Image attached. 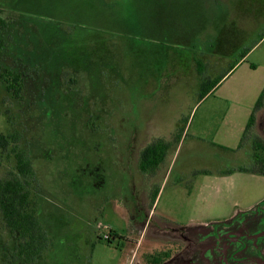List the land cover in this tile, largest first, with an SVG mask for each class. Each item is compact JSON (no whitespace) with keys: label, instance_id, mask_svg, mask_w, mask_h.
<instances>
[{"label":"rangeland","instance_id":"obj_1","mask_svg":"<svg viewBox=\"0 0 264 264\" xmlns=\"http://www.w3.org/2000/svg\"><path fill=\"white\" fill-rule=\"evenodd\" d=\"M0 6L9 18L0 73L18 66L27 82L19 102L0 82V133L19 134L33 169L32 207L45 237L32 264H146L174 232H209L226 215L257 208L264 177L213 174L225 157L215 144L238 148L264 93V0ZM204 82L211 92L201 100ZM258 115L255 132L264 138ZM182 127L185 139L159 170H139L141 150L173 141ZM250 149L238 161L228 157L227 169L248 166ZM14 167L13 154L0 157V180ZM9 241L0 215V264H11Z\"/></svg>","mask_w":264,"mask_h":264},{"label":"trees","instance_id":"obj_2","mask_svg":"<svg viewBox=\"0 0 264 264\" xmlns=\"http://www.w3.org/2000/svg\"><path fill=\"white\" fill-rule=\"evenodd\" d=\"M4 12L0 6V34L6 29V23L9 21V18L7 20L3 19ZM246 55L247 53L244 57ZM24 76L18 66L10 67L6 65L0 73L2 87L10 97L18 102L23 97L22 95L25 94V88L27 87ZM221 81H218L212 88H215ZM209 85L205 82L201 85V100L211 92ZM263 108L264 93L259 97L255 105L239 146V150H245L247 146L251 147L250 163L248 166H240L233 170L219 172L221 175L239 172L264 176V138L258 136L255 132L257 129V117ZM11 129L7 134L0 133V157L5 156V153L13 154L15 161V171L10 178L3 181L0 180V215L10 235L9 246L4 247L7 250L4 258L11 264L14 262L32 264L44 249L45 233L37 217H35V210L32 207L35 203L31 198L29 180H32L33 169L26 156V151H21L17 148L19 134L12 132ZM185 130V127L180 128L173 137V141L157 139L145 147L140 154V170L145 174H155L163 163L167 150L172 144H180ZM218 147L226 152L225 148ZM196 174L208 175L210 173L206 170H201L197 171ZM260 206H257V208ZM163 254L162 252L153 255L149 264H161L172 256V253Z\"/></svg>","mask_w":264,"mask_h":264},{"label":"flooded vegetation","instance_id":"obj_3","mask_svg":"<svg viewBox=\"0 0 264 264\" xmlns=\"http://www.w3.org/2000/svg\"><path fill=\"white\" fill-rule=\"evenodd\" d=\"M261 239L264 240V204L247 216L217 224L209 232L192 235L174 232L167 238L168 249L156 254L172 253L161 264H264Z\"/></svg>","mask_w":264,"mask_h":264},{"label":"crops","instance_id":"obj_4","mask_svg":"<svg viewBox=\"0 0 264 264\" xmlns=\"http://www.w3.org/2000/svg\"><path fill=\"white\" fill-rule=\"evenodd\" d=\"M261 114H264V108H263V110L260 112V115ZM259 116V115H258ZM258 120H257V127H258V123H259V118H257ZM246 129V128H245ZM245 131V130H244ZM135 133V132H134ZM134 135V134H133ZM133 135H132V137H133ZM185 139V134H184V136L182 137V139H181V142H180V144H179V147H180V145L182 144V142H183V140ZM241 142V141H240ZM215 145H217V144H215ZM217 146H220V147H223V148H225V150H226V152H225V157H224V160L223 161H219L220 162V166H221V168H220V170L221 171H219V172H223V171H226V170H228L227 169V167H226V165L225 164H227V162H228V157L230 158V160H232V159H234V160H236V161H238V160H240V159H242V153L244 152H247V150L245 151V150H239V146H240V144H239V146H238V148L236 149V150H234V149H229L228 147H226V146H223V145H217ZM178 147V148H179ZM134 148H136L137 149V147H134ZM144 149V148H143ZM246 157H248V156H246ZM246 157H244V158H246ZM139 170H140V168H139ZM195 171H198V170H195ZM219 172H217V173H215V174H213V175H215L214 176V178L216 179V180H226V179H228V178H231L232 177V175H234V173L233 174H230V175H221ZM236 173V172H235ZM240 174H242V175H251V176H259V175H254V174H249V173H240ZM209 176H211L210 174H208ZM208 175H206V176H208ZM259 177H264V176H259ZM156 198H157V196H156ZM156 198H155V200H156ZM256 205H253V206H258V205H260V204H264V196H263V198L261 197L259 200H257V202L255 203ZM235 205H237V203L235 204ZM252 206V205H251ZM251 206H247L246 208H252ZM255 207H253V208H255ZM237 212H239V211H237ZM236 214H238V213H235L234 215H226V216H230V220L231 219H233L235 216H236ZM225 216V217H226ZM239 216H241V215H239ZM238 217V216H237Z\"/></svg>","mask_w":264,"mask_h":264}]
</instances>
